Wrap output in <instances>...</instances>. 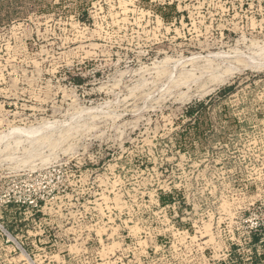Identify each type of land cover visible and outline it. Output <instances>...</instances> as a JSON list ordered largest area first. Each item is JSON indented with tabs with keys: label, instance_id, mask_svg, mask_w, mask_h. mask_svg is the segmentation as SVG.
<instances>
[{
	"label": "rangeland",
	"instance_id": "obj_1",
	"mask_svg": "<svg viewBox=\"0 0 264 264\" xmlns=\"http://www.w3.org/2000/svg\"><path fill=\"white\" fill-rule=\"evenodd\" d=\"M83 254L264 264V0H0V264Z\"/></svg>",
	"mask_w": 264,
	"mask_h": 264
},
{
	"label": "built area",
	"instance_id": "obj_2",
	"mask_svg": "<svg viewBox=\"0 0 264 264\" xmlns=\"http://www.w3.org/2000/svg\"><path fill=\"white\" fill-rule=\"evenodd\" d=\"M70 260L76 262V264H125L124 257L116 255H110L103 259L100 256L83 254L80 256H73Z\"/></svg>",
	"mask_w": 264,
	"mask_h": 264
},
{
	"label": "trees",
	"instance_id": "obj_3",
	"mask_svg": "<svg viewBox=\"0 0 264 264\" xmlns=\"http://www.w3.org/2000/svg\"><path fill=\"white\" fill-rule=\"evenodd\" d=\"M225 90H227V88H225L223 91ZM158 199L161 206H166L167 204H173V200H171V194H164L163 196L160 195Z\"/></svg>",
	"mask_w": 264,
	"mask_h": 264
},
{
	"label": "bare ground",
	"instance_id": "obj_4",
	"mask_svg": "<svg viewBox=\"0 0 264 264\" xmlns=\"http://www.w3.org/2000/svg\"><path fill=\"white\" fill-rule=\"evenodd\" d=\"M16 132V131H15Z\"/></svg>",
	"mask_w": 264,
	"mask_h": 264
}]
</instances>
